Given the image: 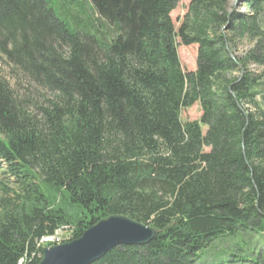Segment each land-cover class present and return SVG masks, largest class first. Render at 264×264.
I'll return each instance as SVG.
<instances>
[{
	"label": "trees",
	"instance_id": "trees-1",
	"mask_svg": "<svg viewBox=\"0 0 264 264\" xmlns=\"http://www.w3.org/2000/svg\"><path fill=\"white\" fill-rule=\"evenodd\" d=\"M81 1L71 26L52 0H0V52L42 98L0 79V264H38L43 238L112 216L158 235L93 264H199L226 239L264 245V73L251 68H264V0H242L248 13L192 0L179 28L182 0ZM180 45L197 48L194 72ZM196 104L201 118L184 122ZM240 241L228 264H264Z\"/></svg>",
	"mask_w": 264,
	"mask_h": 264
},
{
	"label": "rangeland",
	"instance_id": "rangeland-1",
	"mask_svg": "<svg viewBox=\"0 0 264 264\" xmlns=\"http://www.w3.org/2000/svg\"><path fill=\"white\" fill-rule=\"evenodd\" d=\"M191 1L192 0H182L178 4L176 10L172 13V19L177 28L180 27V24H181L180 22L182 18L184 17V15L186 14ZM241 1L242 0H234L232 2L230 10L248 13V11L242 5ZM52 3L56 11V14L59 15L61 18L66 19V21L71 26H74L73 21L71 19V15L74 11H76L79 8L80 5H83V1L81 0H52ZM250 48H251L250 46L240 47L239 53H237V55L241 56L244 52L248 51ZM178 54H179V58L181 60L183 69L188 72H194L196 70V63H197V48L196 47H184L180 45L178 47ZM251 68H252V71L257 74L264 73V68H258L256 66H253ZM0 79L6 81L7 84L14 90V92L15 90H17L22 99H26V96H32V94H34L33 95L34 102L36 101V99L42 100V98L41 99L38 98L39 92L36 93V88L31 89V87L26 82L22 81L19 78V76L14 73L12 66L8 63L6 57L1 52H0ZM26 90L27 92H25ZM39 100L36 103H39ZM201 115H202L201 107L199 104H196L192 108L183 111L182 120L184 122L198 121L201 118ZM204 132H206V129H204ZM0 179L4 180V177L1 174H0ZM3 199H4V195H3V192L0 190V210H2L3 205H4L2 202ZM55 233H59L61 236V243L59 245L76 240V239H73L74 227H71V226L64 227L63 226L60 229H58ZM244 238L245 239L243 238L226 239L224 241L216 243L209 253L202 256V259L200 260L199 264H228V260H230L231 258L229 256L231 253L237 250L236 246L240 244L241 242L240 240H244L246 241V243L252 244V246L257 251L256 253L262 250L264 251V245L263 243H261L260 239L258 240L257 237L252 239L251 237L245 236ZM53 246H58V245H53ZM44 248H47V247H44ZM239 264H251V263H239Z\"/></svg>",
	"mask_w": 264,
	"mask_h": 264
},
{
	"label": "water",
	"instance_id": "water-1",
	"mask_svg": "<svg viewBox=\"0 0 264 264\" xmlns=\"http://www.w3.org/2000/svg\"><path fill=\"white\" fill-rule=\"evenodd\" d=\"M158 232L125 216H112L86 230L76 240L44 248L38 264H93L118 246H143Z\"/></svg>",
	"mask_w": 264,
	"mask_h": 264
},
{
	"label": "built area",
	"instance_id": "built-area-1",
	"mask_svg": "<svg viewBox=\"0 0 264 264\" xmlns=\"http://www.w3.org/2000/svg\"><path fill=\"white\" fill-rule=\"evenodd\" d=\"M61 243V236L59 233H55L52 236L47 237L45 243H43L42 248L51 247L53 245H59Z\"/></svg>",
	"mask_w": 264,
	"mask_h": 264
},
{
	"label": "bare ground",
	"instance_id": "bare-ground-1",
	"mask_svg": "<svg viewBox=\"0 0 264 264\" xmlns=\"http://www.w3.org/2000/svg\"><path fill=\"white\" fill-rule=\"evenodd\" d=\"M47 240V237L43 238L41 241H40V246L42 247L43 243H45V241Z\"/></svg>",
	"mask_w": 264,
	"mask_h": 264
}]
</instances>
